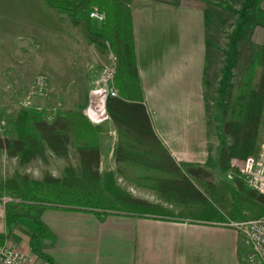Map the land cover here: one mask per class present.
<instances>
[{
	"label": "crops",
	"instance_id": "0c3cea01",
	"mask_svg": "<svg viewBox=\"0 0 264 264\" xmlns=\"http://www.w3.org/2000/svg\"><path fill=\"white\" fill-rule=\"evenodd\" d=\"M233 1L225 0L220 7L218 0H128L141 102L152 131L181 170L207 166L206 149L201 142L202 89L212 78L207 77V64L215 62L213 60L219 56L226 57L228 50L233 49L235 28L231 18L233 6H230ZM257 6L264 10V0H257ZM247 7L250 8V4ZM7 22L34 35L38 57L43 55V49L49 50L54 74L67 73L75 81L74 76L82 70L80 81L88 85L100 67L98 63L108 61L105 37L93 21L91 24L89 17L83 18L80 10L70 16L45 7L42 0H0V23ZM245 39L264 45V25L253 23ZM179 47L183 48L182 55L191 58L190 65H196L193 86L198 98L193 112L188 113L186 135L171 132L163 134L164 139L159 136L147 108L143 78L147 64L154 58L168 56L173 48ZM64 56L71 57V62H63ZM78 63L83 64L81 69ZM98 125L102 129L101 139L111 138L107 146L100 144L98 161L90 166L99 174L98 183H104L102 179L109 176L102 174L109 170L113 184L142 186L140 192L146 191L148 187L141 179L154 163L147 160L135 163L116 156V131L109 116ZM163 126L166 127V123ZM68 151L75 156V161L69 165L76 167V153L72 147ZM185 174L192 180L189 173ZM163 194L165 197H152L144 192L140 197L128 194L148 202L130 210L48 201H34L31 209L7 204V241L28 251L37 264H243L247 246H241L233 227L220 224L222 219L211 210L182 208L186 201L193 204L201 201L199 194L189 197L164 191ZM172 198H177L178 203H170ZM155 201H161L164 209H155Z\"/></svg>",
	"mask_w": 264,
	"mask_h": 264
},
{
	"label": "trees",
	"instance_id": "16d2710c",
	"mask_svg": "<svg viewBox=\"0 0 264 264\" xmlns=\"http://www.w3.org/2000/svg\"><path fill=\"white\" fill-rule=\"evenodd\" d=\"M83 1L42 0V3L57 12L74 16ZM92 5L104 12L97 30L105 37L115 56L114 85L118 95L105 99L106 111L116 131L114 154L135 163L152 161L153 167L141 179L146 187L162 193L172 192L179 197L199 194L201 202L208 204L206 208L203 206L205 210H211L219 219L264 214V195L245 183L240 167L233 162L243 160L257 150L264 105V45L245 44L239 67L241 75L230 90V99L213 107L221 118L220 132L226 136V142L216 147L213 156L207 157L206 167L192 166L181 170L152 131L141 102L128 0H86V15ZM256 5L248 19V27L254 22L264 25V10ZM3 117L5 122L1 125L5 133L0 135V149L7 155L25 163L34 158L45 159L46 150L58 157H66L68 148L72 147L77 166L67 164L62 174L56 177L47 173L40 179L27 176L5 178L0 181V193L9 191L23 199L97 208H141L138 203L143 201L131 198L111 182V171L106 170L102 176L109 177L102 179L104 183H98L99 174L90 166L99 158L102 129L90 124L81 110L58 109L48 119L44 111L26 107L13 114L5 113ZM213 169L230 178L215 180ZM22 206L32 208V204Z\"/></svg>",
	"mask_w": 264,
	"mask_h": 264
},
{
	"label": "rangeland",
	"instance_id": "374dc122",
	"mask_svg": "<svg viewBox=\"0 0 264 264\" xmlns=\"http://www.w3.org/2000/svg\"><path fill=\"white\" fill-rule=\"evenodd\" d=\"M218 2L219 6L222 7L225 0H218ZM85 4L86 0L79 5L78 10H80L83 18L87 19L88 16L86 15ZM248 4H250V8L247 7ZM255 5L256 0H234L230 3V6H233L231 18L233 19L235 28L233 49L228 50V52L226 51L227 53L225 52L227 54L226 57L219 56L216 60L212 59L215 62H209V64H207V77L212 78L202 89L204 104L202 113L203 136L201 137V142L202 146L206 149L204 161L207 157L213 156L217 146L226 142V136L220 132L221 118L215 113L213 107L216 104H222L228 101L230 99V90L239 81L241 75L239 67L242 63L243 49L248 42L245 38L251 28L248 27V19L254 11ZM33 37L34 35L28 34L27 30L15 23H0V135L5 133L1 125L5 122L3 114H13L21 108H26L16 105L13 106L11 102L7 101H9L11 97L16 96L18 98H23L29 90L30 83L34 76L39 73L45 74L49 80L50 87L47 103H52L57 100L61 103L59 109L74 108L81 110L87 101L88 85L80 81V73L82 70L80 73L76 74L77 76H74L75 81H73L71 75H67V73L62 75L54 74L50 63L49 50L43 49V55L38 57V49L34 45L36 40L34 39V41ZM182 49V47L177 49L173 48L168 56L154 58L153 62L147 64L145 67L147 72L144 74L143 85L145 87L144 92L146 94L147 108L150 111L151 118L155 122L159 136L164 139L166 135L171 132H177L181 136L184 134L186 135V127L189 125L188 113H192L193 106L196 107L197 104L198 93L193 86L196 65L194 63L190 65L189 62L191 58L187 55H182ZM187 51L188 50H186V53ZM179 52L180 55L178 54ZM66 61L71 62V57L64 56L63 62ZM103 63L105 62H99L98 64L100 66ZM78 64H80L79 67L81 69L83 64ZM30 99H32L33 102L38 101L35 96H30ZM193 102H195L194 105ZM45 117L47 118L46 114ZM163 123H166V127L163 126ZM110 143L111 138L109 136L101 139L102 146H107ZM261 143L264 144V112L261 114L257 150L255 154L251 155L253 157L251 167H258L264 170V146L262 150H260ZM73 154L74 153L71 151H68L66 157L57 156V160L54 154L46 150L45 159L34 158L25 163H20L17 157L7 155L4 150L0 149V181L5 178H19L22 176L40 179L47 173L58 176L62 174L63 168L66 166L65 164L75 161V156ZM186 159L189 158L187 157ZM182 160L185 159L182 158ZM243 161L244 159L240 161L234 160L233 162L240 167ZM212 171L215 180L230 178L226 173L219 172L217 169H213ZM117 186L125 193L127 192V195L131 194L135 197H140L142 192L152 197H165L164 194L157 189L146 188V191L143 190L140 192V187L142 186H132L129 184H118ZM258 191L264 195V190ZM1 193L14 196L10 194L9 191H2ZM15 197L21 199L19 196ZM24 200L29 201H25V203L20 202L18 204H34L35 201L31 199ZM169 201L170 203H178L177 198H172V200ZM155 202L158 205L153 203L155 209H164L160 205V203H162L161 201ZM15 203L17 204V202ZM146 203L148 204V202ZM146 203L140 202L138 204L143 206L142 204L145 205ZM192 204V202L186 201L182 208L186 211H192L193 209L194 211H198L202 209L205 210L206 206H208L204 201H198V203ZM227 219L228 218L225 220ZM225 220H221L220 222ZM244 245L243 243L241 244L242 247Z\"/></svg>",
	"mask_w": 264,
	"mask_h": 264
},
{
	"label": "built area",
	"instance_id": "2783aa9c",
	"mask_svg": "<svg viewBox=\"0 0 264 264\" xmlns=\"http://www.w3.org/2000/svg\"><path fill=\"white\" fill-rule=\"evenodd\" d=\"M87 16L93 20L96 26H100L104 19V12L99 8L92 6L88 9ZM108 61L100 65L97 73L89 81L87 89V101L81 108V112L88 122L92 125H98L108 119V113L105 108V99L107 96H117V88L114 85L115 74V56L108 50ZM49 80L43 73L34 76L30 83L29 90L21 97H11L9 101L13 106L32 107L37 111H44L47 118L50 119L54 113L61 107L59 101L47 103L49 95ZM29 96V97H28ZM30 96L37 97L38 101H32ZM40 99V100H39ZM1 120V119H0ZM264 146L260 144V150ZM252 156H247L240 172L245 183L256 189L264 190V170L258 167H251ZM29 201L23 198L0 193V264H37L29 256L28 251L19 249L7 241L5 229V207L9 203H20ZM222 225L233 227L239 240L247 246L243 264H264V214L256 217H243L238 219L228 218L219 222Z\"/></svg>",
	"mask_w": 264,
	"mask_h": 264
}]
</instances>
